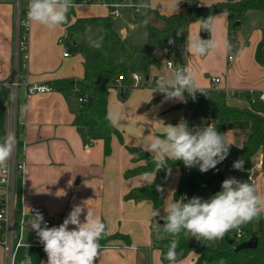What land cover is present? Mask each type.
Instances as JSON below:
<instances>
[{
  "label": "crops",
  "instance_id": "obj_1",
  "mask_svg": "<svg viewBox=\"0 0 264 264\" xmlns=\"http://www.w3.org/2000/svg\"><path fill=\"white\" fill-rule=\"evenodd\" d=\"M185 1L150 0L149 7L163 14H171L183 9ZM28 2H20L26 11ZM217 2L196 0V6L205 7L209 12ZM97 5L84 8V11L74 8V14L77 17H90L110 13L106 5ZM18 6V0H0V81H11L15 71L14 27ZM208 19L212 30L206 31L207 39L215 40L218 47L207 56L200 57L187 53L185 44L176 66H185L189 72L195 73L196 82L203 92L199 100L247 106L248 91L255 94L264 91V62L257 59L258 52L264 50V11H247L239 18L232 12L208 13L205 21ZM73 20L55 29L29 23L28 57L25 65L19 67V74L25 83L49 85L57 79L82 78L83 58L81 54L72 52L70 46L79 41H88L78 34L81 31L76 27L79 32L71 34L67 31L68 26L73 25ZM235 20L239 22L233 23ZM202 24V19L191 22L187 39L189 36L198 37ZM231 24L238 26L234 35L230 32ZM121 32L125 33L124 29ZM65 51L68 53L66 56L63 55ZM153 56L157 64L149 66L148 76L143 78L140 86L131 87L127 82L108 90L107 114L119 108L125 118L122 124L115 127L122 141L112 135L108 154L104 153L102 139L87 142L85 128L83 132L79 131L77 114L81 100L73 90L51 89L26 96V88L21 85L13 99L10 90L0 84V138L5 140L15 133L20 146L23 144V151L16 154L17 160L24 162V173L22 180L16 179L13 183L15 205L19 206L22 199L26 205L45 210L51 222L62 223L73 205L87 201L95 217L105 223L107 234L121 233L129 239L128 243L120 238L114 239L101 247L95 264H187L196 256L190 252L181 260L163 263L160 251L154 244L156 231L151 228V212L154 209L151 202L124 198L131 188L148 183L154 176V173L124 176L126 170L143 163L132 161L126 146L143 148L153 136L162 135L166 123L176 125L189 116L186 102L165 101L163 94L153 92L156 78L173 76L166 67V61L170 60L166 49L156 48ZM132 65L133 62L130 68ZM211 76H218L219 83L212 85ZM226 90L238 91L239 96H228ZM214 95H219L221 100L212 99ZM234 131H238L241 138L242 132L238 129L226 128L223 135L227 142L238 144V139L233 136ZM258 155L264 157V149L254 156ZM182 171L183 168L176 166L167 170L163 204L156 208L161 216L164 207L174 199L173 192L179 185ZM255 185H259V192L264 195V171L256 174ZM217 189L221 190V185ZM86 211L85 207L82 221ZM155 219L160 220L159 217ZM15 230L17 232V228ZM22 241L26 246L18 249L14 264H23L25 255L30 257L32 264H46L43 245L30 225L23 229ZM0 264H9L8 255L1 244Z\"/></svg>",
  "mask_w": 264,
  "mask_h": 264
},
{
  "label": "trees",
  "instance_id": "obj_2",
  "mask_svg": "<svg viewBox=\"0 0 264 264\" xmlns=\"http://www.w3.org/2000/svg\"><path fill=\"white\" fill-rule=\"evenodd\" d=\"M90 3H98L106 5L109 10L114 3H120L122 0H83ZM74 2V0H73ZM196 0H186L184 8L171 14H163L154 8H148L146 14L145 25V43L144 45H136L131 42L124 44L121 34L112 27L110 22V14L102 16L77 17L74 14V8L68 12V25L72 18V24L81 32H85L87 27L98 29V37H103V45L100 49L91 47L88 42L79 41L70 46V50L81 54L83 58V76L79 80L74 79H57L53 80L49 86L57 91L73 90L77 98H85L81 101L77 114V123L86 130V141L91 142L92 139L99 138L103 141L104 153L110 151V140L112 135L119 137L122 141L120 132L109 124L107 116V94L108 90L114 85V79L122 78L123 83L130 80V63L133 58L140 55V71L143 78L146 79L149 73V66L157 64V60L153 56L156 48H164L170 60L176 65L179 61L180 50L187 42V30L191 22L197 20L195 15ZM21 13L24 14L25 7L21 5ZM247 11H264V0H218L213 8L209 10L210 14L219 12H232L239 18ZM237 25H230L231 35ZM110 40H114L119 46V53H115L108 45ZM171 41V42H170ZM264 48V45H262ZM257 59L264 62V50H260ZM249 93H246L247 106H235L225 102H209L204 100H193L187 93L185 97L189 109V116L184 121L190 128L201 127L203 119H209L213 122V126L223 134L226 128L241 130V141L238 144L231 143L229 154L216 168L220 170L226 165L229 158L242 159L245 168H248L251 159L261 149H264V103L260 101L250 102ZM91 97L90 105H87V98ZM4 142V138H0V143ZM17 146L20 144L17 141ZM131 154V160L134 162L143 161L131 169L124 172L125 177L142 174L154 173L155 178L151 183L131 188L125 195V199H132L135 202L141 200H149L154 209L163 204L165 176L167 170L176 166L183 168L182 161H168V168H161L155 173V162L151 154L144 151L139 146H126ZM214 169L207 171V174ZM239 180L247 181L244 173ZM248 182V181H247ZM249 183V182H248ZM162 191H158L157 188ZM173 198H181L180 183L173 192ZM19 220V213L15 215V223ZM59 221L51 222L49 227L59 226ZM151 228L155 230L152 226ZM163 224V223H161ZM242 236L236 238L235 234L227 233L223 239L208 241L203 240L199 246L191 247L188 242L190 237H186L183 233L178 237V244L175 249L176 260H181L190 252L195 253V258L187 264H219L221 260L224 264H264V216L240 228ZM156 231V230H155ZM154 244L160 251V259L163 263L170 261L165 258L168 246L173 239L170 235L155 233ZM252 235L257 236V245L253 248H243L234 250L236 244L249 238ZM1 236V230H0ZM123 239L128 243V236L121 233L107 234L100 240L101 247L108 245L111 240ZM229 238L233 242H229ZM43 254L47 260V255Z\"/></svg>",
  "mask_w": 264,
  "mask_h": 264
},
{
  "label": "clouds",
  "instance_id": "obj_3",
  "mask_svg": "<svg viewBox=\"0 0 264 264\" xmlns=\"http://www.w3.org/2000/svg\"><path fill=\"white\" fill-rule=\"evenodd\" d=\"M73 7V0H29L26 22L55 29L68 23V12ZM203 30L211 32L209 19L204 21ZM85 37L91 47H102L103 37L93 38L90 26L85 29ZM217 47V42L211 38L205 40L200 36H189L185 50L191 56L204 57ZM153 92L163 94L165 101L180 102H186L185 93L193 100L197 92L203 93L196 82L195 73L184 68L175 71L172 78L158 79ZM106 119L111 126L118 127L125 118L123 111L117 108L109 112ZM15 142L14 135H8L0 143V168L6 169ZM230 145L213 125L190 128L186 121L181 120L176 125L166 123L162 135L153 136L143 145V150L154 159L155 173L161 168L167 169L168 161H182L187 168L198 166L201 173H206L226 159ZM243 164L242 159L237 160L233 168L243 171ZM154 178L155 175L151 183ZM157 190L162 191L159 186ZM85 207L87 211L82 221ZM163 211L164 215L161 216L159 209L152 210V226L158 233L176 238L170 242L165 254L166 259L174 262L181 233L198 241L223 239L231 230L239 229L264 214V195L260 194L259 185L230 176L223 180L221 190L211 197L182 196L168 203ZM157 217L164 221L163 224L155 219ZM70 225L73 227L70 228ZM30 226L43 245L47 255L46 264H95L101 250L100 240L106 235L105 223L95 217L87 201L73 205L59 226L49 227L38 211L34 213ZM23 264H32L30 257L26 256ZM219 264H224V261L221 260Z\"/></svg>",
  "mask_w": 264,
  "mask_h": 264
},
{
  "label": "built area",
  "instance_id": "obj_4",
  "mask_svg": "<svg viewBox=\"0 0 264 264\" xmlns=\"http://www.w3.org/2000/svg\"><path fill=\"white\" fill-rule=\"evenodd\" d=\"M22 0H18L19 6L17 9L16 20H15V27H14V64H15V71L11 81H0L4 87L8 88L11 93V98L16 97V90L18 87L23 85L26 88V96H30L33 93H43L48 92L52 88L47 84H27L23 80L22 76L19 74V67L25 65L27 60V31L29 23L26 22V9L24 14L21 13V6L20 2ZM124 1V0H122ZM121 3V2H120ZM120 3H114L111 5L116 7ZM109 14L114 16H118V10L116 8L110 9ZM68 53L65 51L63 55H67ZM229 59L231 56L228 57ZM166 67L172 71L174 74L175 71L178 69L184 68L187 69L185 66H176L172 62V60L166 61ZM160 78H156L154 83ZM143 81V76L136 72H132L130 74L129 86L131 87H138ZM220 79L218 76H211L210 82L212 85L219 83ZM122 78L119 76L114 79V85L120 86L122 85ZM249 101L256 102V101H264V91H261L255 94L253 91H248ZM200 92L196 93V98H200ZM226 94L228 96H239V92L235 90H226ZM79 100L84 101L85 98H79ZM211 124V123H209ZM212 125V124H211ZM15 137V144L12 150V154L10 159L6 162V169L0 168V230L2 233L0 244L5 250L8 255V263L14 264L15 255L18 249L22 246H26V244L22 241V231L27 225H31V222L34 220V213L40 212L42 213L44 220L47 222L48 226L51 223V220L47 214V212L41 208H38L33 205H26L23 200H20L19 206L15 205L14 198H13V188H14V181L16 179L22 180L23 173H24V162L22 160H17L16 154L20 151H23V144L17 147V139L16 134L13 133ZM237 160L236 158H229L226 165L221 169L222 174L224 175L225 179L228 177H235L239 180V178L245 173L246 179L250 184H256V174L258 172L264 171V157L261 155L254 156L251 159L250 165L248 168H245L243 164V171L236 170L233 168V163ZM190 168H185L184 171H189ZM5 190L1 192V190ZM182 196H187L185 192L181 193ZM19 213V220L15 223V215ZM15 228H17V232H15ZM242 230L238 229L235 233V237L238 239L242 236ZM16 234V240L15 238ZM27 255H25L26 257ZM28 257V256H27Z\"/></svg>",
  "mask_w": 264,
  "mask_h": 264
},
{
  "label": "rangeland",
  "instance_id": "obj_5",
  "mask_svg": "<svg viewBox=\"0 0 264 264\" xmlns=\"http://www.w3.org/2000/svg\"><path fill=\"white\" fill-rule=\"evenodd\" d=\"M149 1L150 0H124L120 4H118L116 7L114 6L111 7V9L116 8L118 10V16H114L110 14L111 25L117 31V33L121 34L122 42L124 44L131 42L136 45H144L145 25H146L145 21H146L147 9L150 5ZM73 3H74L73 8H81L80 10L82 11L90 8L91 6H96L98 4V3L96 4L90 3L87 1H83V0H74ZM101 7L102 6H100V8ZM198 19L201 20V18H198ZM236 22H239V21L238 20L233 21V23H236ZM123 29L125 33L121 32ZM201 30H203V24H202ZM67 31L70 32L71 34L74 31L79 32L73 25H69ZM200 31H199V36H200ZM97 32H98V29H95V28L91 29V34L93 38L98 37ZM78 34H81V36H83L86 39L85 32L83 33L79 32ZM108 45L115 53L117 54L119 53L120 51L119 46L115 43L114 40H110L108 42ZM139 56L140 55L137 54L133 58L132 60L133 65H132V68H130V71L132 70V72L135 71L136 73L141 74ZM208 99H211V98H208ZM212 99H216L217 101L221 100L219 95H214ZM209 123L213 125V122L211 120L205 118L204 122L203 120L201 121V125H202L201 127H204L208 125ZM233 136L236 140L238 139L237 143H240L241 141V138H239L240 133L238 131H234ZM241 136H242V133H241ZM185 168L187 167H185L184 165L182 174L179 176V179H180L179 183H180L181 190H182L181 193L185 192L188 198H191L193 196H199L201 198L207 199L211 197L212 195H214L216 192L220 191L217 189V187H219L222 184L223 180H225V177L220 171V168H215L213 171L207 174L201 173L199 171L198 166L191 167L190 168L191 170L189 171H184ZM166 195H167V189H166ZM173 200H178V199L175 198ZM163 215H164V212L162 213V216ZM159 221L164 222L162 219H160ZM237 230L238 229H233L229 233L235 234ZM154 238H156V235H154Z\"/></svg>",
  "mask_w": 264,
  "mask_h": 264
},
{
  "label": "water",
  "instance_id": "obj_6",
  "mask_svg": "<svg viewBox=\"0 0 264 264\" xmlns=\"http://www.w3.org/2000/svg\"><path fill=\"white\" fill-rule=\"evenodd\" d=\"M208 10L205 7H196L195 9V15L197 18H201L203 21H205L206 17L208 16ZM238 23V22H236ZM262 26H264V21H262ZM200 36L202 39H207L206 36V30H201L200 31ZM92 98L88 97L87 98V105H90ZM80 132L84 131L83 127L79 128ZM230 243L233 242L232 238L228 239ZM189 246L191 247H197L199 246L200 242L198 240H196L195 238H190L189 242H188ZM257 245V236L256 235H252L249 238L242 240L241 242H239L238 244L235 245L234 250H239V249H243V248H253Z\"/></svg>",
  "mask_w": 264,
  "mask_h": 264
}]
</instances>
